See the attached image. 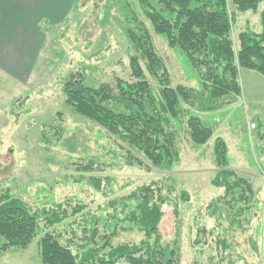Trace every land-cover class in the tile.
Listing matches in <instances>:
<instances>
[{"label":"rangeland","instance_id":"rangeland-1","mask_svg":"<svg viewBox=\"0 0 264 264\" xmlns=\"http://www.w3.org/2000/svg\"><path fill=\"white\" fill-rule=\"evenodd\" d=\"M228 2L236 16L233 38L238 47L236 39L243 26L261 31L259 15L235 12L232 0ZM73 6L63 24L43 26L49 38L28 80L14 81L0 69V194L10 189L35 211L62 205L69 217L48 231L60 234L62 243H70L76 253L93 219H98L96 241L100 242L107 225L114 222L111 218L117 215L123 220L129 211L123 198L160 183L169 198L162 208L160 239L163 244L178 243L180 264H264V139L259 136H264V91L256 105H251L248 96L260 75L241 70L242 94L219 100L216 112L197 114L215 131L205 146L194 149L186 126L179 127L181 161L170 171L126 166L122 146L102 127L70 110L63 93V83L78 73L91 87L112 83L115 77L131 82L126 30L113 0H75ZM259 9H264V2ZM152 35L173 84L199 90L189 65L163 37ZM148 78L157 90L154 78ZM58 114L67 129L65 137L76 145L73 153L55 141L49 149L42 142V131L46 128L51 135L50 127L60 122ZM218 137L228 145L230 169L248 179L258 195L252 212L240 221L228 215L224 204L211 205L223 195V189L211 184L218 172L213 164ZM91 160L99 162L97 171L78 170ZM93 177L102 180L103 192L95 190ZM78 206L83 210L72 215ZM122 227L128 229L124 224L117 227L111 240L114 247L136 245L145 238L138 230ZM39 238L26 250L0 254V264H42ZM117 264L129 263L120 260Z\"/></svg>","mask_w":264,"mask_h":264},{"label":"trees","instance_id":"trees-1","mask_svg":"<svg viewBox=\"0 0 264 264\" xmlns=\"http://www.w3.org/2000/svg\"><path fill=\"white\" fill-rule=\"evenodd\" d=\"M263 2L232 0L235 12L257 13L261 25L259 33L249 28L239 32L236 47V16L230 11L228 0H113L129 42L132 81L115 77L112 83L91 87L81 74H72L63 83L66 106L106 130L122 146V162L126 166L148 172L170 171L181 161V125L186 126L194 149L205 146L215 131L197 114L216 112L219 100L239 97L241 70L264 76V9L259 10ZM153 32L163 37L194 71L199 90L173 84ZM148 76L156 81L157 90ZM57 116L60 122L50 127L51 135L46 128L42 131V142L49 149L55 141L73 153L76 145L65 137L62 115ZM213 155L218 172L211 184L223 189V195L211 205L224 204L228 215L240 221L254 209L257 192L248 179L230 169L228 145L220 137L215 140ZM97 163L91 160L78 170L93 173L99 167ZM91 181L95 190L103 192L101 179L93 177ZM121 202L129 209L124 219L113 216L114 222L107 225V234L100 242L96 241L98 219H93L89 229H84L83 243L75 253L70 243H62L60 234L48 231L69 217L62 205L35 211L7 189L0 194V254L12 249L26 250L40 237L42 264H117L120 260L129 264H180L178 243L163 244L160 239L162 208L169 203L164 186L153 183L141 187ZM82 210L78 206L72 215ZM121 224L128 227L123 229L144 233L145 238L136 245L112 246L111 240Z\"/></svg>","mask_w":264,"mask_h":264},{"label":"crops","instance_id":"crops-1","mask_svg":"<svg viewBox=\"0 0 264 264\" xmlns=\"http://www.w3.org/2000/svg\"><path fill=\"white\" fill-rule=\"evenodd\" d=\"M73 5L75 0H0V69L14 81L28 80L49 38L43 26L63 24L70 17ZM259 77L260 82L252 84L248 94L251 105L261 101L259 94L264 91L260 86L261 83L264 86V76ZM253 127L256 125L252 124ZM259 136L264 139L263 135Z\"/></svg>","mask_w":264,"mask_h":264}]
</instances>
